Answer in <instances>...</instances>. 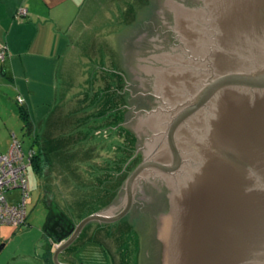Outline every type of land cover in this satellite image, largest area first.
<instances>
[{
    "label": "water",
    "instance_id": "95a60500",
    "mask_svg": "<svg viewBox=\"0 0 264 264\" xmlns=\"http://www.w3.org/2000/svg\"><path fill=\"white\" fill-rule=\"evenodd\" d=\"M134 157L89 222L135 264H264V0H144L113 36Z\"/></svg>",
    "mask_w": 264,
    "mask_h": 264
},
{
    "label": "crops",
    "instance_id": "0c3cea01",
    "mask_svg": "<svg viewBox=\"0 0 264 264\" xmlns=\"http://www.w3.org/2000/svg\"><path fill=\"white\" fill-rule=\"evenodd\" d=\"M115 4L116 2L113 0H0V47L4 48L6 52L4 60L0 61V133L9 134L11 137V135L14 136L15 131H23L18 117V105L15 101L17 96L21 97V106L25 109L32 123L30 136L36 135L38 137L37 145L40 153H44L43 149L47 148L45 151L49 154L50 150L51 152L55 151L59 142L71 138L68 142L73 147V154L84 153V158L87 160L83 165H79L80 162H77L78 168L82 170V172L80 171L82 174V181L80 182L82 185L80 186H88L87 190L85 187V190L93 196L99 195V198L105 193L103 182L112 181L113 172L118 171V146L111 145L109 146L110 149L106 148V144L101 140L97 141L91 137V134L88 135L89 129L81 128L80 121L82 122L89 116L92 118V128H103L119 121L118 112L116 110V113H111L104 119L99 118L98 120L94 114L95 110L93 113H83L86 103L81 101L82 97L79 90L81 77L75 86L71 87L75 90L76 85H79V88L76 91H70L69 81L68 84L65 83L60 74L61 72H68V70L70 72L71 59L75 58L77 49H81L80 44L82 45V43H78V41L81 39V35L87 31H90L88 33L90 36L85 47L88 49L89 55L93 57L97 56L101 48L98 42L101 34L110 35V38L104 37V40L113 41L117 25L102 27L96 10L106 5L108 7L107 12L114 8L113 11L119 14V9L117 10ZM20 7L24 8L25 14L17 16L16 12ZM112 17L111 14L107 13L105 19H112ZM76 71L79 76L77 69ZM90 76V72L87 73L82 81L84 82L85 79L93 80L95 84L93 86L92 82H89L85 86L91 90L90 101L95 98L97 88L102 89V85L96 84L99 80L102 81V84L104 83L103 85H107L105 88L109 87L110 90L108 91L110 97H107L109 100L107 105L113 104V101L117 105L118 95L113 96L111 79L105 77L103 80L101 74L97 75L96 78L94 74L92 77ZM59 78L60 80H58ZM57 81L59 90H61L58 102L55 100V96L58 95L55 93ZM51 100L53 103H50ZM63 103H66L68 107L64 112L60 107ZM41 105L44 108H41ZM91 105L94 107V102ZM100 105H102L101 102ZM111 128L107 127L109 132L114 130L116 138L121 133L122 135L126 133L124 130L115 128V126ZM128 134L131 132L129 131ZM0 137H2L1 134ZM85 137L88 138L85 140ZM14 138L16 137L14 136ZM46 139H50L51 142ZM124 150H122V154ZM41 159L42 156L40 155V161ZM44 192L46 197L49 196L50 191L48 189L45 188ZM75 198L78 199L76 196ZM93 224V227H85L84 230L83 226L78 233L79 236L75 238L76 240L73 239L57 252L58 262L82 264L78 255L79 250L86 243H93L91 247L94 248L97 246L95 243L97 242L101 245L102 251H105L102 240H96L94 235L106 232L104 227L108 225L97 222ZM41 229L42 241L33 246L32 249L35 250L30 255L24 252L17 254L16 257L21 262L26 264H54L52 254L57 243L46 235L44 227ZM81 232L82 234H80ZM2 240H4V236H0V241ZM2 245L0 244V249ZM106 249L109 251L110 248L106 245ZM89 259L91 262L93 261L91 257ZM95 260L97 261L96 258H94Z\"/></svg>",
    "mask_w": 264,
    "mask_h": 264
},
{
    "label": "rangeland",
    "instance_id": "374dc122",
    "mask_svg": "<svg viewBox=\"0 0 264 264\" xmlns=\"http://www.w3.org/2000/svg\"><path fill=\"white\" fill-rule=\"evenodd\" d=\"M113 1L116 2L115 5L117 10L119 9V14L113 11L114 8H111V10L107 12L108 7H106V5L96 10L98 20L101 22L102 27H108L112 24L117 25V27L119 24L125 26V20L132 13V4L144 2V0ZM107 13L113 16L112 19H105ZM89 32L90 31H87L81 35V39L78 41V43H82V45L80 44L81 49H77L75 58L71 59L72 66H69L70 72L69 70L64 73L60 71V77L67 84L69 81V89L75 86L80 77L83 81L89 72L91 75L90 77H92L93 74L95 78L97 75L101 74L103 80H105V77H109L113 86L118 84L120 87L117 98L121 111L124 109L123 115L125 117L126 93L124 95L122 92H126V74L123 72L118 58H116L114 42L104 40V37L110 38V35L101 34L100 38H98L101 48L97 56L93 57L89 55L88 49L85 47L88 37L90 36V34H88ZM105 44L113 45V48L107 45L105 46ZM76 69L78 70L79 76ZM58 80H60V78ZM82 81H79V83L81 84L80 89L83 93H85V86H87L89 82H92L93 86L95 85L93 80L89 81L85 79L84 82ZM96 84L103 85L104 83L102 84V81L97 80ZM78 88L79 85H76L75 90ZM73 90V88L70 89V91ZM60 91L57 81L55 93L58 95L55 96L56 102H58ZM62 91L65 92V90ZM101 91L103 90L97 88L96 96H99ZM50 103H53V101L51 100ZM40 107L44 108L42 105ZM60 107L63 112L68 108L66 103L61 104ZM124 117L121 125L124 121ZM0 134L2 135V137H0V152L3 153L8 148L11 139L9 134ZM123 135V143L124 147H126L123 151L125 156L124 165H122L116 173L113 172L112 181L103 182L105 193L100 196L101 198H99V195L93 196V194L87 192L88 186H85L86 190L84 186H80L82 185L80 184L82 181V170L78 168L77 162H80L79 165H83L87 160L84 158V153L73 154V147L70 146V142H68L71 138H68L69 140L67 139L64 142H59L55 151L51 152L50 150L49 154L45 151L47 148L43 149L44 153H41L42 159L41 161L39 160L40 170L35 171L31 165L26 167V224H23V226L19 228H12L10 225H0V236H4V240L0 241V244H3L0 249V264H26L17 259L18 257L16 256L20 252L30 255L35 250L32 249L33 246L38 245L42 241L41 237L43 234L41 233V227H43L49 212L53 214L59 212L76 224L102 208L106 210L105 213L108 215L115 214L120 210V208L109 205V203L120 189L121 183L127 175V172L124 170L125 167L134 157V139L132 140L131 134L123 133ZM14 136L19 142L20 149L24 153V156L27 155L32 144V138L28 137L24 131L19 130L14 132ZM58 140H60V138H58ZM115 144L117 146L119 145V143L116 142ZM45 188L50 191L47 197L44 192ZM4 195L9 203H15L19 201L20 191L18 188H14L9 192H5ZM75 196L78 199H76ZM118 219L107 222V225L115 223ZM93 223L94 222H89L84 225L83 230L85 227H93ZM22 231L28 232L23 233ZM100 234L101 233H98L99 236H94L96 240H102V246L105 248L106 252L104 250L102 251L101 245L97 242H95L97 246H94V248L91 247L93 243H86V245L79 250L78 255V257L80 256L79 259L82 264H135L137 254V231L133 227H131L127 234L122 236V233L109 235L107 231ZM106 245L110 248L109 251H107ZM75 246L77 247V244ZM90 257L93 259L92 262L89 259ZM94 258H96L97 261H94ZM112 260L113 262H111Z\"/></svg>",
    "mask_w": 264,
    "mask_h": 264
},
{
    "label": "trees",
    "instance_id": "16d2710c",
    "mask_svg": "<svg viewBox=\"0 0 264 264\" xmlns=\"http://www.w3.org/2000/svg\"><path fill=\"white\" fill-rule=\"evenodd\" d=\"M116 28H117V31L115 30L114 31L115 33L118 32L119 26L116 27ZM106 45L113 48V45L105 44V46ZM3 50H4V48H3ZM5 56H6V52L4 50L3 57L1 58L0 61H3ZM117 82H118V80H117ZM105 87H107V85H102V90L103 91H101L100 95L96 96L92 101H90V98H91V95H92L90 88H88V87L85 88V90H86L85 93H83L82 90L79 89V90H81L80 91V95L82 97L81 101H83L82 103H86V107H84L83 113H93V111L95 110L94 114H95V117H97V120H98L99 118H103L104 119L107 115L109 116V114L115 113L116 110H117L118 116H119V121L117 123L113 122L109 126L106 125L103 128H97V129L91 127V125H93L92 121H91L92 118H90L89 116L87 117V119H83L82 122L80 121V123H81V128L89 129V134L88 135L91 134V137H93V139H96L97 141L101 140L104 144H106V148H109V146H111V145L115 146L116 145L115 142L119 143V145H118V152H119L118 156L119 157H118V161H117L118 170H119L122 167V165H124V161H125V156H124V154H122V150L126 148V147H124V143L122 144V141L124 140V138H123L122 134H120L116 138L114 130L109 132L107 127H109V129H112L111 127L115 126V128L117 127L121 131L124 130V129H122V125H121V122L123 120L124 109H122L123 111H121L119 103L116 105V103L114 101H113V104L107 105V101L109 102V100H107V97H110L108 91H110V90H109V87L108 88H105ZM112 89H113V96L118 95L119 90H120V87L118 86V84H116V86H112ZM74 91H76V90H74ZM122 93L125 95L126 92L123 91ZM18 98L21 100L20 102H18ZM15 101H16V104L18 105V117L20 118L21 128L23 129L24 133L28 137L32 138V144L30 146V149L33 150V155L30 158V162H29L28 166L31 165L32 168L35 171H39L40 170V168H39V160L40 159L39 158H40L41 153H40L39 147L37 145L38 144V137L36 135L35 136H30L32 123L29 120V118H28V116H27V114L25 112V109L22 108L23 106H21L22 105V98L17 96ZM93 102H94V107L91 105V103H93ZM100 102L102 103V105H100ZM103 102H105L106 104L103 103ZM124 132L128 133L129 131L128 130H124ZM86 138H88V137H85L84 139L86 140ZM133 139L134 138L132 137V140ZM34 144H35V146H34ZM117 184H119V183H117ZM54 216L56 217L57 221L59 223H61L63 226H65L68 230L74 224V222H72L71 219H69L68 217H66L65 215H63V214H61L59 212L55 213V214L49 212L47 217H46V219H45V222L43 224L44 228H45L48 220H50ZM25 218H26V215H25ZM23 224H25V219H24L23 223H21V224H19L17 226H12V227H18V226H21Z\"/></svg>",
    "mask_w": 264,
    "mask_h": 264
},
{
    "label": "built area",
    "instance_id": "2783aa9c",
    "mask_svg": "<svg viewBox=\"0 0 264 264\" xmlns=\"http://www.w3.org/2000/svg\"><path fill=\"white\" fill-rule=\"evenodd\" d=\"M25 14L24 8L17 9L16 15ZM4 50L0 47V60L3 57ZM21 100L18 98V102ZM5 152H0V225L17 226L24 222L25 219V198L26 192V167L29 165L33 150L29 149L27 155L20 149V144L14 138ZM14 188L20 191L19 201L9 203L4 195Z\"/></svg>",
    "mask_w": 264,
    "mask_h": 264
},
{
    "label": "flooded vegetation",
    "instance_id": "af4514ba",
    "mask_svg": "<svg viewBox=\"0 0 264 264\" xmlns=\"http://www.w3.org/2000/svg\"><path fill=\"white\" fill-rule=\"evenodd\" d=\"M45 228H46V231H45L46 235H48L52 240H55V241L59 239L60 244L67 238L66 234L70 230V229L68 230L65 226L59 223L55 216L51 218L50 220H48ZM80 234H82V232ZM77 236L79 235L77 234Z\"/></svg>",
    "mask_w": 264,
    "mask_h": 264
}]
</instances>
